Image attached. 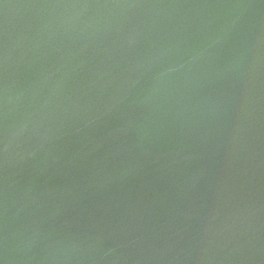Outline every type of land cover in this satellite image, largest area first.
Instances as JSON below:
<instances>
[{"label": "water", "instance_id": "obj_1", "mask_svg": "<svg viewBox=\"0 0 264 264\" xmlns=\"http://www.w3.org/2000/svg\"><path fill=\"white\" fill-rule=\"evenodd\" d=\"M0 264H264V0H0Z\"/></svg>", "mask_w": 264, "mask_h": 264}]
</instances>
